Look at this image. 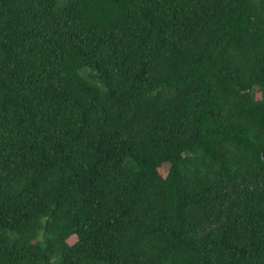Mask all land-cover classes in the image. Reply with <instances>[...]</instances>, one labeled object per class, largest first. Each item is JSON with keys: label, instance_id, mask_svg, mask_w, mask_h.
<instances>
[{"label": "trees", "instance_id": "obj_1", "mask_svg": "<svg viewBox=\"0 0 264 264\" xmlns=\"http://www.w3.org/2000/svg\"><path fill=\"white\" fill-rule=\"evenodd\" d=\"M0 264H264V0H0Z\"/></svg>", "mask_w": 264, "mask_h": 264}]
</instances>
